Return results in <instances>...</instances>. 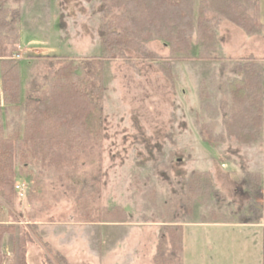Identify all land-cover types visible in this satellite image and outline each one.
I'll use <instances>...</instances> for the list:
<instances>
[{
    "label": "rangeland",
    "instance_id": "obj_1",
    "mask_svg": "<svg viewBox=\"0 0 264 264\" xmlns=\"http://www.w3.org/2000/svg\"><path fill=\"white\" fill-rule=\"evenodd\" d=\"M195 2L198 7L200 0ZM7 6L21 13V58L16 59L22 94L34 79L44 82V60L37 57L102 55L101 0H16ZM260 10L264 21V0ZM196 37L194 30L192 50L178 55L187 58L174 61L171 74L157 61L106 63L108 122L98 207L124 209L118 223H82L76 203L61 197L44 209L34 233L26 215L32 178L19 179L25 196L12 208L4 206L1 221L31 231L28 264H156L161 238L170 250V239L180 234L169 227L187 222L195 224L184 230V252L175 249L183 264H256L262 231L244 225L264 220V191L255 195L250 188L251 173L264 176V132L261 146L228 137L222 119L232 63L223 72L220 59L254 57L264 66V37L245 35L225 20L216 24L214 49H204ZM147 46L161 57L171 55L159 39ZM193 172H209L223 201L193 198L188 184ZM12 211L21 223H11ZM16 249L6 235L2 264L16 263Z\"/></svg>",
    "mask_w": 264,
    "mask_h": 264
},
{
    "label": "trees",
    "instance_id": "obj_2",
    "mask_svg": "<svg viewBox=\"0 0 264 264\" xmlns=\"http://www.w3.org/2000/svg\"><path fill=\"white\" fill-rule=\"evenodd\" d=\"M101 1L102 55L37 57L44 60V82L39 85L34 79L22 94L16 59L21 53V13L7 6L16 0H0V247L6 235L13 237L17 245L15 264H28L31 231L13 211L11 223H21V227L3 225L1 218L5 205L12 208L19 201L16 185L21 177L32 178L27 194L31 210L26 215L31 222L27 226L34 233L43 221L44 209L61 197L76 203L82 223L116 224L118 216L125 214L120 207L105 211L98 207L103 194L102 156L108 122L103 111L107 62L129 63L134 58L157 61L166 74H171L173 62L187 58L178 55L192 50L194 30L195 42L204 49H214L216 24L223 20L245 35L264 37L260 0H200L198 7L195 0ZM153 39H159L171 55L164 58L149 50L147 44ZM220 60L223 72L232 63L225 81L229 100L222 119L224 130L240 143L261 146L263 63L254 57ZM188 182L193 198L210 196L223 201L209 172H193ZM250 188L261 196L264 176L251 173ZM49 197L54 200L50 202ZM182 226L169 227L173 234L180 232L178 238L170 239V250L165 248L166 237L161 238L156 264H183L176 252L183 253L184 249ZM261 248L264 264V227Z\"/></svg>",
    "mask_w": 264,
    "mask_h": 264
},
{
    "label": "crops",
    "instance_id": "obj_3",
    "mask_svg": "<svg viewBox=\"0 0 264 264\" xmlns=\"http://www.w3.org/2000/svg\"><path fill=\"white\" fill-rule=\"evenodd\" d=\"M195 223H190V222H187V223H185L184 224V226H183V237H184V239H183V241H184V249H185V243H186V238H185V232H184V230H185V228L186 227H189V226H193ZM115 225V224H114ZM207 225H210V224H207ZM244 226H247L248 228H251V229H258V230H263V227H264V220H262V221H260V222H258V223H249V224H247V225H244ZM259 232V231H258ZM260 235H259V233L257 234V243H256V245L258 246V248L260 247V244L262 243V240H261V243L259 242L260 241ZM190 242V241H189ZM184 249H183V252H184ZM261 250V252H262V248L260 247L259 248V251ZM155 256H156V254H155ZM256 264H262V259H261V255H260V253L258 252V253H256Z\"/></svg>",
    "mask_w": 264,
    "mask_h": 264
},
{
    "label": "built area",
    "instance_id": "obj_4",
    "mask_svg": "<svg viewBox=\"0 0 264 264\" xmlns=\"http://www.w3.org/2000/svg\"><path fill=\"white\" fill-rule=\"evenodd\" d=\"M18 59L21 58V56H17ZM16 190L20 193L21 196H25L26 187L24 184H17Z\"/></svg>",
    "mask_w": 264,
    "mask_h": 264
}]
</instances>
